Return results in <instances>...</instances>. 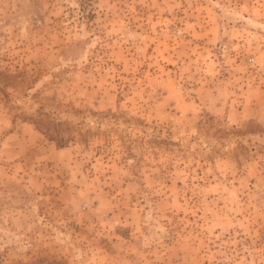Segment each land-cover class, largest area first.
I'll use <instances>...</instances> for the list:
<instances>
[{
  "label": "rangeland",
  "instance_id": "374dc122",
  "mask_svg": "<svg viewBox=\"0 0 264 264\" xmlns=\"http://www.w3.org/2000/svg\"><path fill=\"white\" fill-rule=\"evenodd\" d=\"M0 264H264V0H0Z\"/></svg>",
  "mask_w": 264,
  "mask_h": 264
},
{
  "label": "trees",
  "instance_id": "16d2710c",
  "mask_svg": "<svg viewBox=\"0 0 264 264\" xmlns=\"http://www.w3.org/2000/svg\"><path fill=\"white\" fill-rule=\"evenodd\" d=\"M42 132H43V134H45L48 137L49 140L55 142V144L57 145V147H64L69 142L67 140V138H61V137L57 138V137H55L53 135H50L47 132H44V131H42Z\"/></svg>",
  "mask_w": 264,
  "mask_h": 264
}]
</instances>
